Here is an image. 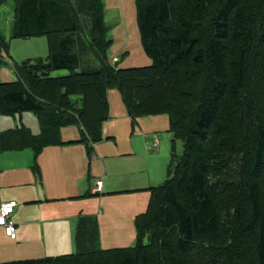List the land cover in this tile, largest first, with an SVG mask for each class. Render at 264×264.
I'll list each match as a JSON object with an SVG mask.
<instances>
[{
  "label": "trees",
  "instance_id": "1",
  "mask_svg": "<svg viewBox=\"0 0 264 264\" xmlns=\"http://www.w3.org/2000/svg\"><path fill=\"white\" fill-rule=\"evenodd\" d=\"M12 1L11 38L45 37L48 54L12 64L14 81L0 82V114L32 112L40 126L0 132V153L36 160L49 146L103 141L110 88L132 125L167 114L183 152L147 189L135 246L101 249L97 220L80 215L74 253L0 264H264V0H134L151 64L129 68L109 63L102 0ZM72 124L80 139L63 142Z\"/></svg>",
  "mask_w": 264,
  "mask_h": 264
},
{
  "label": "rangeland",
  "instance_id": "2",
  "mask_svg": "<svg viewBox=\"0 0 264 264\" xmlns=\"http://www.w3.org/2000/svg\"><path fill=\"white\" fill-rule=\"evenodd\" d=\"M107 56L117 68L149 66L137 28L134 0H102ZM13 1L0 7V82L14 81L12 64L45 57L47 39H13ZM42 49H39V45ZM48 50V47L46 46ZM40 52L39 56H36ZM55 71L52 76L65 75ZM110 119L103 124V141L88 148L84 143L49 146L35 160L32 151L0 153V206L15 202L12 221L15 239H6L0 229V263L55 257L75 252L74 231L80 215L97 220L101 249L129 248L137 243L136 215L149 202L150 187L161 186L171 165V154L183 152L181 140L172 142L167 114L140 117L132 125L116 88L106 91ZM24 126L40 132L36 116L23 112L0 114V132ZM62 140L80 139L77 125L59 129ZM107 136L114 138L106 139ZM48 148V149H47ZM37 163L39 175L34 170ZM100 180L102 192L93 194ZM146 242V240H145Z\"/></svg>",
  "mask_w": 264,
  "mask_h": 264
},
{
  "label": "built area",
  "instance_id": "3",
  "mask_svg": "<svg viewBox=\"0 0 264 264\" xmlns=\"http://www.w3.org/2000/svg\"><path fill=\"white\" fill-rule=\"evenodd\" d=\"M101 184V181L96 182V191L100 190ZM13 207H15V202L3 203L0 207V227L4 229L5 234L10 238H14L15 235L14 224L10 219Z\"/></svg>",
  "mask_w": 264,
  "mask_h": 264
},
{
  "label": "crops",
  "instance_id": "4",
  "mask_svg": "<svg viewBox=\"0 0 264 264\" xmlns=\"http://www.w3.org/2000/svg\"><path fill=\"white\" fill-rule=\"evenodd\" d=\"M35 38H32V39H28L27 41H33ZM36 39H41L40 37L39 38H36ZM35 39V40H36ZM39 45V49L41 50L42 49V45H41V43L40 44H38ZM46 44H45V49H44V51H43V55L46 57V55L48 54V50L46 49ZM40 55V52H39V50H38V53H37V55L36 56H39ZM42 58H44V57H42ZM110 104V103H109ZM110 111H111V106H110V108H109V114H110ZM111 118V117H110ZM106 123V122H105ZM103 127V126H102ZM103 129V128H102ZM103 131V130H102ZM38 134V133H37ZM102 135H103V132H102ZM108 137V136H107ZM109 137H112V138H114L113 136H109ZM61 138V137H60ZM80 138V137H79ZM107 139V138H106ZM62 140V139H61ZM77 140H79V139H77ZM76 139H71V140H68L67 139V141H77ZM63 142H67V141H65V140H62ZM102 142V141H101ZM75 143H80V142H75ZM70 144H72V143H70ZM65 145H62V147H64ZM55 147H57V146H55ZM48 149V148H47ZM26 151V150H25ZM29 151V150H28ZM21 152H24V151H21ZM102 185H103V183H102ZM101 190H102V186H101ZM102 192V191H101ZM16 208H17V205H16ZM15 208V209H16ZM14 214V213H13ZM12 214V215H13ZM12 218V217H11ZM15 224V223H14ZM17 227V225L15 224V228ZM1 229V228H0ZM16 232V231H15ZM3 237L4 238H6V239H10V238H8V237H6L5 235H3ZM16 237V236H15ZM101 248V247H100Z\"/></svg>",
  "mask_w": 264,
  "mask_h": 264
}]
</instances>
